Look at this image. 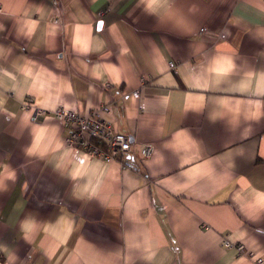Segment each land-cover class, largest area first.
Returning a JSON list of instances; mask_svg holds the SVG:
<instances>
[{"label": "crops", "instance_id": "crops-1", "mask_svg": "<svg viewBox=\"0 0 264 264\" xmlns=\"http://www.w3.org/2000/svg\"><path fill=\"white\" fill-rule=\"evenodd\" d=\"M225 233L264 264V0H0V264H250Z\"/></svg>", "mask_w": 264, "mask_h": 264}, {"label": "built area", "instance_id": "built-area-1", "mask_svg": "<svg viewBox=\"0 0 264 264\" xmlns=\"http://www.w3.org/2000/svg\"><path fill=\"white\" fill-rule=\"evenodd\" d=\"M201 30H204L202 27ZM170 67L173 63L170 61ZM136 94V92H134ZM103 110L108 106L104 105ZM35 115L49 114L60 120L67 130L65 140L75 151L86 156H94L101 159L104 163L118 158L123 162L128 158L130 151V138L118 131H115L110 121L104 119L97 111L82 114L74 109H67L59 106L52 111L37 108ZM154 149L152 143H143L139 147L141 159L149 157ZM221 245L225 248L234 247L240 253H246L250 259V264H261L262 257L256 256L252 251L245 249L242 243L232 241L228 234L221 236Z\"/></svg>", "mask_w": 264, "mask_h": 264}, {"label": "trees", "instance_id": "trees-1", "mask_svg": "<svg viewBox=\"0 0 264 264\" xmlns=\"http://www.w3.org/2000/svg\"><path fill=\"white\" fill-rule=\"evenodd\" d=\"M124 163H125V164L128 163V159H126V160L124 161Z\"/></svg>", "mask_w": 264, "mask_h": 264}]
</instances>
